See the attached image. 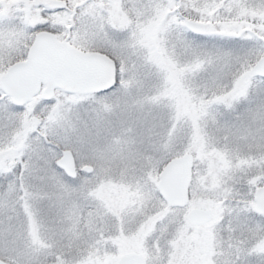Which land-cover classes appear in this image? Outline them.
<instances>
[{
    "label": "snow or ice",
    "instance_id": "6c2138e0",
    "mask_svg": "<svg viewBox=\"0 0 264 264\" xmlns=\"http://www.w3.org/2000/svg\"><path fill=\"white\" fill-rule=\"evenodd\" d=\"M0 264H264V0H0Z\"/></svg>",
    "mask_w": 264,
    "mask_h": 264
}]
</instances>
